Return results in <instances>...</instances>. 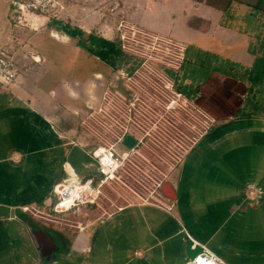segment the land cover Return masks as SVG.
<instances>
[{
  "label": "crops",
  "instance_id": "obj_1",
  "mask_svg": "<svg viewBox=\"0 0 264 264\" xmlns=\"http://www.w3.org/2000/svg\"><path fill=\"white\" fill-rule=\"evenodd\" d=\"M192 1L197 3L193 7L196 11L204 10L202 6L206 7L205 12L196 13L198 23L195 29L199 32H211L213 40L209 48L217 54L219 49L215 37L225 33L218 13L221 15L223 8L228 5ZM139 2L141 1L117 0L108 3L114 10L113 17H117L116 42L124 54L135 57L122 48L120 26L127 24L188 46L185 41L128 21L126 16H132L137 11ZM97 4L98 2L93 4V7ZM180 9L185 10L184 15L190 12L185 7ZM68 10L69 19L83 22L86 28L79 31L77 37L80 40L91 39L92 32L86 24L94 22L87 23L91 16L97 18V6L91 13L86 12L83 6L75 8V12L70 7ZM47 19L34 14L28 28L49 24ZM103 21L102 18L94 23L108 26V22ZM71 22L69 20L68 24ZM61 24H66V21L63 19ZM51 31L54 36L66 42L65 35L59 36L54 28ZM239 43L242 49L243 41L240 40ZM246 43L248 46V41ZM187 50L188 47L186 52ZM186 52L184 62L187 59ZM31 61V67L25 70L30 72L31 68L30 75L26 77V72L23 71L21 80L14 84L16 86H11L15 99L10 101L12 104L7 108L25 107L29 109L31 117L47 122L55 117L63 131L67 126V129H71L75 115H78L77 119L87 115L80 111L82 96L79 88L82 83L79 79L70 80L61 67H55L50 71L55 79H48L47 86L44 87L40 84L43 80L40 72H45L48 59L33 53ZM240 64L245 73L254 72L253 61L246 63L240 59ZM132 67L134 65L125 64L121 69L112 68L107 76L97 72L94 77L102 80L106 86H114L121 82V72H131ZM181 67L173 76L177 83L176 90L193 103L204 107L203 114L206 117L201 118L205 126L198 129L197 140L171 172L165 183L168 184L166 195L161 192L162 195L157 200L148 201L129 197L127 202L110 208L102 205L96 209L81 207L75 220L70 217L72 223L45 214L31 205H24V212L15 214L16 216L11 213L2 214L1 222H6L7 225V221L13 219L26 234L25 238L18 241H23V249H19L18 257L15 255L13 264H186L189 260L185 247L188 238L215 253L226 264H264V209L259 207L264 194L257 179L258 174H255L254 179L246 178L248 172L253 174L252 171L264 168V108H261L264 100L252 86V77L231 76L224 71L211 69L202 77L196 75L180 80ZM94 84L92 81L84 82L90 94L86 101L89 108L97 104L93 102ZM193 86L196 88V97L188 96L182 90L183 87L191 89ZM13 155L18 156L15 153ZM64 167L70 175L76 174L68 162H65ZM89 172L90 170L85 175ZM195 174H199V177H195ZM186 193L195 195L197 199L194 196L192 201L189 200ZM174 194L176 199L171 200L168 196ZM248 203L250 208L247 207ZM52 204L53 198L48 197L44 201L46 207ZM11 208L10 210H14L15 206L11 205ZM118 214L121 216H117ZM38 223L44 226L41 227ZM109 235L114 237L112 243L105 241V237ZM98 237H101L102 243ZM95 239L99 242L94 243ZM29 245L31 249L34 248L37 257L27 255ZM25 247L28 249L24 250ZM105 249L109 250L104 251Z\"/></svg>",
  "mask_w": 264,
  "mask_h": 264
},
{
  "label": "rangeland",
  "instance_id": "obj_2",
  "mask_svg": "<svg viewBox=\"0 0 264 264\" xmlns=\"http://www.w3.org/2000/svg\"><path fill=\"white\" fill-rule=\"evenodd\" d=\"M110 1L117 0H58L60 5L64 4L74 12L76 11L75 8L83 6L86 12L91 13L92 9L97 6V18L93 15L88 18L87 23L89 21L99 22L102 18L108 22V26H104V23L94 22L86 24L92 32V38L80 40L77 33L82 29L86 30V28L83 22L78 23L75 19H69V10L58 16L38 12L36 15L48 18L49 20L47 19L46 22H49L50 25L43 23L46 25L42 24L34 28H28L34 14L32 12L25 14L18 12L15 15V8L11 6V14L9 15L10 0H0V51H10L9 55L15 58L18 68V74L12 82L0 84V109L2 108L0 110V215H6L7 213H11L13 216L15 214L19 215L24 212V205H31L42 210L45 214L65 219V221L69 220L67 223L71 222V216L74 220L75 217L79 216L80 209L76 208L70 212L59 214L54 212L53 204L46 207L44 201L48 197L54 200V184L70 176V173L64 167L65 162H68L70 168L80 177L95 168L92 152L99 142L92 135V127H83L82 121L89 119V115L96 112L98 121L109 122L108 118L115 110V104L112 102H116L118 99L111 96V102L108 98H104L103 90H106L110 85L106 86L102 80H97L94 74L99 72L103 76H107L112 68L121 69L125 64L128 66L134 65L131 69L132 72L141 65L139 57L127 56L116 42L117 17L112 15L114 10L108 4ZM140 1L137 11L132 16H126L128 21L188 43L187 59L184 62V57V64L182 63L183 67H181L182 70L179 73L180 80L196 75L202 77L211 69L224 71L231 76H248L252 77L251 84L257 91V95L264 100V12L250 5V3L254 4L256 0H201V2L216 3L218 6L228 5V7L223 8L221 15L218 13L221 18V27H223L225 33L218 34L219 39L215 37L219 49L217 54H214L209 48L213 40L210 35L211 32H205L206 30L199 32L195 29L198 23L196 13L205 12V6H202L205 8L204 10L196 11L193 7L197 3H193L192 0ZM97 2L98 4L93 7V4ZM180 7H185L186 11H190L189 14L184 15L185 10H181ZM119 13L120 11L117 12V14ZM63 19L66 21L64 25L61 24ZM69 20L72 21L71 24H68ZM51 28H54L59 36L65 35L67 37L66 42L54 36ZM98 29L100 30L98 31ZM240 40L243 41L242 49L240 48ZM33 53L48 59L45 72H40V77L43 75V80L40 81L42 86H47L48 82L46 81L48 79H55L50 72L55 67L56 69L61 67L67 77H70V80L73 78L79 79L82 83L81 88H79L82 96L80 111L83 115L86 113L87 115L80 116L78 119L76 118L78 115H75L70 130L67 129L68 126L66 125L64 132L59 123H56L55 117L52 121L47 122L44 119L39 120L37 117H31L29 109L27 110L25 107H20V109L15 106L7 108L8 105L12 104L10 101L15 99L11 86H16L14 84L21 80L20 75H22V72L31 67ZM240 59L246 63H252L253 61L255 65L254 72L245 73L241 67ZM155 66L164 67L158 65L155 61H151V65H148L145 70L151 71ZM29 70L30 72H27V70L24 73L26 77L30 75L32 69ZM167 73L170 77L175 76V73L171 70H167ZM45 76L47 77L44 79ZM85 81L95 82L92 94L94 97L93 102L97 104L91 108L87 107L86 104L90 94L84 85ZM189 88L183 87L182 90L185 91L186 95L196 97V88L194 86L191 89ZM191 102L189 107L192 111L190 110L188 117L187 115L185 117L187 127L190 125L189 120L196 119L197 121L194 123L197 124L199 119L205 116L203 114L204 107L200 104L199 106L198 103H193V101ZM105 103L108 104L105 105ZM102 106L104 107V115L99 112ZM262 107L264 108V106ZM261 108L259 106V109ZM76 112L79 113V111ZM74 121L76 122L74 123ZM98 121H95V123ZM192 130V132L196 131L195 128ZM154 136L157 138L158 133L156 132ZM193 136L195 135H190V138ZM13 153L18 154V156L15 157ZM162 154L166 155L164 152ZM150 157L153 159L154 154H150ZM166 157L169 158L167 155ZM155 158H158V156L156 155ZM155 158L151 161L150 167L145 164L144 160L138 158L134 163L145 172L149 173L150 171L152 174H159L160 172L156 169L161 167ZM252 173L248 172L246 178L251 180L255 178V174H258L257 179L264 194V168L252 171ZM152 174L151 177L158 180ZM142 175L146 176L144 173ZM197 175L199 177V174H195V177ZM148 186L151 189V187H155V184L149 183L142 188ZM193 189H195V185ZM122 191L127 192L128 190L124 188ZM106 193H108L109 199H116V197L118 199L116 193L110 189ZM144 193L142 192V194ZM197 195L199 196V193ZM185 196H188L187 198L192 201L195 195L186 193ZM194 199L196 200L197 197L195 196ZM125 202L127 201L117 200L118 205ZM100 204L104 208L111 207L110 200H107V198H102ZM11 205L15 206L14 210H10ZM247 207L250 208V204ZM259 207L264 209V198ZM96 208L97 206L93 205L89 209ZM117 216L121 215L118 214ZM5 224L6 222L0 221V230L2 229L0 232V264H13L15 255L18 257L19 249H23V241L21 243L18 241L25 238L26 234L21 229V225L13 219H9L7 225ZM38 225L44 226L42 223H38ZM98 238L102 243L101 237ZM105 238V241L109 243L114 240L113 235ZM94 241V243L99 242L96 239ZM25 249L28 248L25 247ZM32 249L31 247L28 249L27 255L37 257L34 248ZM107 250L109 249L104 251Z\"/></svg>",
  "mask_w": 264,
  "mask_h": 264
},
{
  "label": "built area",
  "instance_id": "obj_3",
  "mask_svg": "<svg viewBox=\"0 0 264 264\" xmlns=\"http://www.w3.org/2000/svg\"><path fill=\"white\" fill-rule=\"evenodd\" d=\"M11 6L15 8V15L18 12H40L58 16L68 12V7L60 5L58 0H11ZM120 33L122 48L139 57L141 65L132 72L122 71L121 82L110 85L111 87L105 90L104 98L110 100L113 96L118 99L116 102L110 100L115 104V110L108 118L109 122L98 121L96 112L90 114L89 119L82 121L83 127H92V135L99 142L92 152L95 168L88 175L80 177L71 174L54 185L55 213H67L76 208L93 205L100 207L102 198L110 200L111 207H117V200L120 198L123 201H128L129 197L142 201L157 200V197L162 195L161 188L168 180L169 174L197 140L198 129H202V125L205 126L203 117L197 124L194 123L196 119L187 121L190 125L186 126L185 117L192 111L189 107L192 102L176 90L175 78L167 73V70L175 74L179 71L185 57L186 44L152 32H144L128 24L120 26ZM9 53L10 51H0V84L12 82L18 74L16 60L10 57ZM151 61L164 67L155 66L151 71L145 70L151 65ZM103 111L102 106L99 112L104 115ZM194 128L196 131L192 132ZM156 132L157 138L154 136ZM191 133L195 135L192 138ZM129 135L135 139L132 147H127L124 143ZM150 154H154V158L158 156L155 159L162 170L155 169L159 174L145 172L134 163L138 158L150 167L154 159ZM143 173L146 176L142 175ZM150 173L158 180L153 179ZM149 183L155 184V187L142 188ZM124 188L128 191L123 192ZM109 189L116 193L118 199L108 198L106 191ZM186 264L226 263L202 246V252L189 259Z\"/></svg>",
  "mask_w": 264,
  "mask_h": 264
},
{
  "label": "water",
  "instance_id": "obj_4",
  "mask_svg": "<svg viewBox=\"0 0 264 264\" xmlns=\"http://www.w3.org/2000/svg\"><path fill=\"white\" fill-rule=\"evenodd\" d=\"M124 143L125 145H127V147H132L135 144V139L130 135L126 136ZM167 187H168V184H164V186L161 188L162 194H165ZM168 197L171 200L176 199L175 194L169 195ZM185 247H186V254L189 259L196 257L198 254L202 252V246L199 244H195L194 240H192L191 238H188V240L185 243Z\"/></svg>",
  "mask_w": 264,
  "mask_h": 264
},
{
  "label": "trees",
  "instance_id": "obj_5",
  "mask_svg": "<svg viewBox=\"0 0 264 264\" xmlns=\"http://www.w3.org/2000/svg\"><path fill=\"white\" fill-rule=\"evenodd\" d=\"M195 1H201V0H195ZM238 1V0H236ZM246 1V0H245ZM210 2V1H209ZM248 3V2H247ZM250 5H253L256 9L261 10L262 12H264V0H256V2L250 3ZM55 199V198H54ZM54 201V200H53Z\"/></svg>",
  "mask_w": 264,
  "mask_h": 264
}]
</instances>
